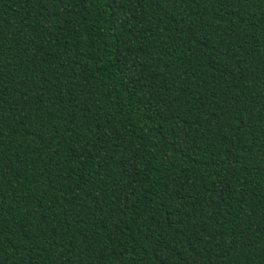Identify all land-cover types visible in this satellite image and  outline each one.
Instances as JSON below:
<instances>
[{
  "label": "trees",
  "instance_id": "1",
  "mask_svg": "<svg viewBox=\"0 0 264 264\" xmlns=\"http://www.w3.org/2000/svg\"><path fill=\"white\" fill-rule=\"evenodd\" d=\"M0 264H264V0H0Z\"/></svg>",
  "mask_w": 264,
  "mask_h": 264
}]
</instances>
